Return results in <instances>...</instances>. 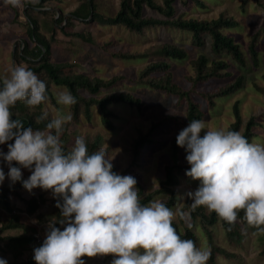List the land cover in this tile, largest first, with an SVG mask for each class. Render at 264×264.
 I'll use <instances>...</instances> for the list:
<instances>
[{"label": "clouds", "instance_id": "clouds-1", "mask_svg": "<svg viewBox=\"0 0 264 264\" xmlns=\"http://www.w3.org/2000/svg\"><path fill=\"white\" fill-rule=\"evenodd\" d=\"M4 2L23 8L39 0ZM47 100V85L25 65L14 66L0 88V145L8 147L7 153L0 150V159L9 167L7 177L14 184L22 179L21 168L29 169L25 189L52 190L63 201L56 207L66 226L61 230L49 224L46 239L34 249L36 264H85L83 257L109 255L111 264H207L210 250L182 239L173 227L176 212L158 199L142 205L136 178L114 172L113 158L104 149L89 154L79 136L65 151L61 135L72 120L70 112L57 110L46 130L12 118L10 109L18 101L33 108ZM56 103L67 109L77 99L64 88L56 93ZM47 118L44 112L39 119ZM176 143L187 153L186 176L200 181L187 193L191 209L203 206L230 226L243 211L248 225L264 234V144L196 119L179 132ZM5 178L0 168V184ZM0 264L7 261L0 258Z\"/></svg>", "mask_w": 264, "mask_h": 264}, {"label": "rangeland", "instance_id": "rangeland-1", "mask_svg": "<svg viewBox=\"0 0 264 264\" xmlns=\"http://www.w3.org/2000/svg\"><path fill=\"white\" fill-rule=\"evenodd\" d=\"M120 1L95 0L96 10L104 15H114L119 9ZM157 1L162 2V0ZM188 1L189 6L184 4L183 0H179L176 3L177 10L185 12L186 16L211 18L219 15L221 12H225L239 20L237 27L224 29V31L235 37V40L246 53V62L244 64L234 61L227 54L219 55L213 53L209 37L206 38L204 46L198 47L192 43L189 32L177 28H150L145 33L139 34L121 25H104L93 20L85 24L80 22V20L74 19L72 24L68 26L63 24L55 25V34L53 36L50 29L44 27V23L48 20L50 25L51 21L49 19L54 16L56 17L58 14L69 15L80 4V0L51 1L47 5V8L51 10V14L33 13V17L42 24L40 31L52 43L53 60L78 62L82 65L77 70L104 78H110L113 75H124V79L106 88L104 91H130L142 96L145 100L146 106L142 112L128 104L113 103L111 108L116 114L114 129H109L102 125L98 109L94 106L92 108L91 121L83 116L78 123L72 124L67 130L68 138L65 143L68 149H71L77 137L88 136L93 138L96 134H101L104 139L101 148L113 158V165L117 167L118 171L124 172L123 175L136 176L138 182L144 187V194L160 186V181L164 177V166L172 162L170 156L172 140L189 124L182 119L185 105H178L176 96L169 95L164 91L157 90L138 81L140 70L152 60L159 58L168 60L172 65L175 80L187 88L190 87L188 77L194 72L190 61L199 53H205L210 60L218 58L228 60L231 63V76L243 74L245 76L244 85L235 94L218 98L217 105L212 109H207L206 116L202 120L207 123L209 128L227 130L229 123L233 119V103L239 101L244 120L247 121L253 115L258 121V124L255 126L256 136L253 143L264 144V0H246L245 5L244 0H203L205 3L203 7L191 0ZM23 10L24 7L19 8L20 12L16 18L12 6L5 4L4 0H0V78L2 80L10 77V70L14 66H27V64H17L14 59L17 41L26 36L25 20L27 17L23 13ZM49 25L46 27H49ZM83 27L84 29H82ZM81 30L84 33L90 31L100 43L109 42L112 51H139L149 47H152L156 51L162 42L172 40L186 47L188 55L184 59L161 57L156 54L137 59L117 58L73 34ZM257 30H260L258 40L260 52L259 63L255 65L248 52V42L251 35ZM72 70L76 69L67 68L68 72ZM39 75L37 74V76ZM229 78L210 79L203 83L200 88L204 90L217 89L220 85L227 82ZM64 88L66 86L61 84L52 85L55 96L58 91ZM203 103L205 104V101ZM46 109L53 116L57 110L70 112V108L65 109L62 105L50 102L46 105ZM159 121L162 122V126L158 127L155 131V137L159 142L145 147L141 165L130 167L134 138L140 131H147L153 122ZM203 134L204 132L202 131L201 136ZM61 140L63 141V139ZM186 155L185 149L181 148L180 164L183 168L178 172L179 185L177 189L179 190V194L176 202L171 207L176 212V221L179 220L178 212L185 202L187 193L190 191L194 192L200 184V181L193 180L185 174L186 170H189ZM0 168H2L1 164ZM21 172L25 180L31 175L29 169L22 168ZM7 173L8 171H5L6 178L3 183H8L9 181ZM39 194L44 195L46 202L33 214L24 211L23 198ZM54 198L52 190L45 191L41 188H34L31 192L23 188L21 198L11 195V201L20 215L21 226L7 230L4 234L30 233L34 231L32 229L36 228L39 234L42 233L44 235L46 228L51 223L47 220V217L54 209ZM157 199L165 202L167 195L159 193L152 200ZM186 213L188 214L185 216L186 223H193V229L198 236L197 247L208 250L210 241L200 218L193 219L189 212ZM210 227L215 242L237 253V256L232 258L218 255V264H264V253L262 252L264 234L259 233L257 229H247L242 244L236 245L229 241L221 221L216 222ZM44 240L42 239L39 247L43 244ZM3 245V242L0 243V258L9 261L13 258V255L8 250L2 249ZM29 249L25 250L26 255L34 253V249ZM82 259L85 260V264H111L113 256L83 257Z\"/></svg>", "mask_w": 264, "mask_h": 264}, {"label": "trees", "instance_id": "trees-1", "mask_svg": "<svg viewBox=\"0 0 264 264\" xmlns=\"http://www.w3.org/2000/svg\"><path fill=\"white\" fill-rule=\"evenodd\" d=\"M51 1L59 0H39L38 4H26L23 13L26 15V36L17 41V48L14 52V59L17 64H27V67L37 74L40 80L47 85L48 100L36 107L30 108L23 101H18L14 107L10 109L13 113V119H19L25 127H32L33 130H45L47 123L54 117L47 109L46 105L56 103V96L52 90L53 84H61L66 86L68 90L76 97L77 103L70 108L72 120L64 126L61 139L65 151H69L66 143L68 138V128L75 123H78L81 117L92 119V108L97 107L101 117V123L109 129L115 128L114 118L115 111L111 108L113 103H124L135 107L142 112L146 106L142 96L130 91H104L106 88L124 79V75H113L110 78H104L98 75H91L79 69L82 64L72 61H55L52 58V43L40 31L42 24L33 17V13L51 14V10L47 5ZM179 0H121L119 9L114 15H104L96 10L95 0H80V4L69 14H58L56 17L49 19L44 23L45 28H49L51 34H55V25H71L74 19L80 20L82 23H89L91 20L97 21L104 25H121L128 30L143 34L150 28H177L189 32L191 34L192 43L198 47L204 46L206 38H210L211 50L215 54L229 55L234 61L244 64L246 62V53L241 45L235 40L231 34L224 29L235 28L239 25V20L233 15L221 12L219 15L211 18H199L196 16H186L185 12H179L176 3ZM184 4L189 6L188 0H183ZM199 6H205L203 0H191ZM246 0H244L245 5ZM13 8L14 15H19V8ZM56 10V8H55ZM49 27H46L48 26ZM84 29V27L82 28ZM83 41L98 46L104 52L122 59H137L151 55L161 57H169L176 59H184L188 55L186 47L179 42L166 40L160 44L156 51L152 47L139 51H124L111 50L109 42L100 43L90 31H76L73 33ZM260 30H257L251 35L248 42V52L255 65L259 63V45L258 40ZM193 74L188 77L190 87H184L175 80L172 71V65L166 59L152 60L146 64L139 72L138 81L147 84L157 90L166 92L169 95L176 96L178 105H185V112L182 119L190 123L191 120H202L206 116V110L212 109L217 105L218 98L230 96L238 92L244 85L245 76L239 74L231 76V63L223 58L210 60L205 53H199L190 61ZM67 68L76 70L67 71ZM230 77L227 82L220 85L217 89L204 90L200 86L210 79H220ZM3 86V80L0 78V88ZM205 101V104L203 103ZM185 103V104H183ZM233 119L229 123L227 130L239 131L245 136L250 143L256 136L255 126L258 124L255 116H250L247 121L244 120L239 101H235L232 106ZM44 112L48 113V118L45 120L39 119ZM174 118V117H173ZM162 122H153L147 131H140L132 142V159L130 167L141 165L143 150L146 146L159 142L155 137V131L162 126ZM54 131V130H53ZM85 138L89 154L101 149L104 139L101 134H96L93 138L83 136ZM175 136L170 147L171 163L165 164L164 177L160 181V186L155 190L144 194V187L138 182L137 177L132 175L137 180V189L141 197V204L146 205L153 199L156 194L164 193L167 195V200L164 202L169 208L176 202L179 190L178 172L182 170L180 164V150L176 143ZM9 141L8 143H13ZM0 150L7 153V143L0 145ZM3 171H9V167L5 161L0 159ZM13 166L20 167L13 162ZM22 169V168H21ZM190 169V165L188 167ZM113 171L123 175L124 172L118 171L113 165ZM24 177L14 184L9 180L8 183L0 184V243H4L7 249L13 251V259L7 261V264H36L34 255L26 258L22 257L24 250L27 248H38L41 241H37L34 234L36 228L32 232L19 234H4L5 231L21 226L20 215L16 211V207L11 201V195L19 198L22 196ZM144 194V195H143ZM24 211L33 214L41 205L46 202L43 194L32 195L29 198H23ZM54 209L49 213L47 220L54 226L63 230L65 224L59 221L63 220L60 208L56 207L57 202L63 203L61 197L54 198ZM192 200L187 196L183 206L178 212V221H173V227L182 239H191L198 245V236L193 229V223L187 224L185 216L181 213L189 212L193 219L200 218L204 229L206 230L211 252L208 264H218V255L226 258L236 257L237 253L231 251L227 247L214 241L212 229L210 226L221 221L225 229L226 235L232 243L241 245L246 236L247 229L253 228L248 225L244 217V212L238 214L237 222L233 225H228L220 219L214 212L208 211L205 207H198L195 211L191 209ZM49 227L46 228L42 239H46ZM38 245V247H37ZM264 253V247L262 249Z\"/></svg>", "mask_w": 264, "mask_h": 264}, {"label": "crops", "instance_id": "crops-1", "mask_svg": "<svg viewBox=\"0 0 264 264\" xmlns=\"http://www.w3.org/2000/svg\"><path fill=\"white\" fill-rule=\"evenodd\" d=\"M20 223H21V222H20ZM2 249H6V250H8L9 252L12 253V255L14 254L12 250L7 249L5 246H2ZM32 249H33V248H32ZM32 249L30 248L29 250H32ZM30 255H34V253H30L29 255H26L25 250H24L22 257L25 258V257L30 256ZM13 257H14V255H13ZM12 259H13V258H12Z\"/></svg>", "mask_w": 264, "mask_h": 264}, {"label": "built area", "instance_id": "built-area-1", "mask_svg": "<svg viewBox=\"0 0 264 264\" xmlns=\"http://www.w3.org/2000/svg\"><path fill=\"white\" fill-rule=\"evenodd\" d=\"M34 236L36 237V240H37V241H42V236H41V234H39V232H36V233L34 234Z\"/></svg>", "mask_w": 264, "mask_h": 264}]
</instances>
